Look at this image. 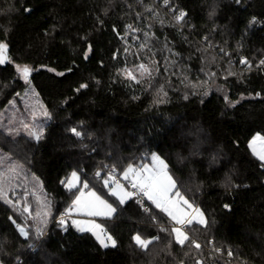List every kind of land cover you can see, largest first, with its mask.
I'll return each instance as SVG.
<instances>
[{
    "label": "trees",
    "instance_id": "obj_1",
    "mask_svg": "<svg viewBox=\"0 0 264 264\" xmlns=\"http://www.w3.org/2000/svg\"><path fill=\"white\" fill-rule=\"evenodd\" d=\"M0 42V112L26 86L23 64L50 114L39 139L0 128V148L22 165L16 194L0 195V264H264V163L249 147L264 136V0H0ZM140 61L151 75L128 78ZM152 154L205 215L183 245L168 215L120 204L104 185L109 169L122 175ZM73 171L77 188L87 182L115 207L94 218L115 247L59 223Z\"/></svg>",
    "mask_w": 264,
    "mask_h": 264
},
{
    "label": "snow or ice",
    "instance_id": "obj_2",
    "mask_svg": "<svg viewBox=\"0 0 264 264\" xmlns=\"http://www.w3.org/2000/svg\"><path fill=\"white\" fill-rule=\"evenodd\" d=\"M163 2L165 6L169 5V0H163ZM237 2H239V0H237ZM147 10L151 11V9ZM172 11L175 12V10ZM185 15L186 13L184 11H179L178 14H174L173 18L176 24H181ZM253 22H255V18L253 19ZM161 23H163V21H161ZM128 27L131 28V25ZM205 40H207V37H205ZM209 47H211V44H209ZM7 48L8 45L6 43L0 42V64L9 60ZM221 51H223V49H221ZM240 63L247 65L248 69H251L252 67V65L244 58L241 59ZM260 65H264V60L260 61ZM16 69L21 74L22 78L27 81L32 69L28 65H16ZM139 70L141 76L144 74L151 75L149 68L144 64L139 65ZM122 71L128 78L133 80L136 79L130 70L124 69ZM60 74L62 75V73ZM210 75L215 76L216 74L213 72ZM228 75H235V73L229 71ZM185 79H187V77H185ZM85 87H87L86 84L81 85V88ZM191 87L196 88L198 85L191 84ZM224 98L226 101L228 100L227 95H225ZM232 106H234V104ZM43 115L47 117L49 114L47 111H44ZM72 132L76 136H80L81 134L75 128L72 129ZM36 138L39 139V136L37 135ZM257 142H259L258 147ZM249 147L252 149L254 155H256L261 161H264V137L260 135L254 136L252 141H250ZM167 168L168 165L160 159L159 156L153 154L151 165H142L139 170L130 165L123 173L125 180L129 179L130 173L132 174L131 186L138 189L137 193L124 191L123 186L116 181H113V183H115V187L109 188V192L112 196H116L119 199L120 204L125 203V199L128 197L142 194L144 197H147V199L150 200L156 208L166 213L172 221H175L176 224L190 226L193 223V219L189 216L187 221H185V217L188 216V213L183 206H186L187 209H191L199 216V220L196 222L205 225L206 221L203 213L200 212L198 208H193V205L184 199V197L180 195L179 191H174L176 189V183L172 176L168 173ZM96 175L99 176L100 173L98 172ZM112 179L113 178L110 176L109 179L104 181L105 187L109 186V181ZM4 183V179L0 177V195L3 194ZM61 183L65 184L69 191H72L74 188L77 189V192L73 193L75 195V199L72 201V206L67 210L65 215H69L75 211L76 213L87 217L111 216V214L116 211L112 204L103 199L102 196L98 195L95 191L89 190L86 193L84 189H88L87 182L83 183L82 187L77 188L79 176L76 172H72L70 178L67 179V181H61ZM137 202L142 203L140 200ZM24 211H28V209L25 208ZM145 211H148V208H145ZM36 215L38 218L41 217V213L39 211H37ZM47 215L48 212L43 213V217H46ZM40 222L44 221L41 220ZM13 223H15V221H13ZM59 223L61 225L65 224L64 216L60 218ZM72 225L80 232H90L99 242L101 247L108 248L109 246H116V241L111 237V235L107 234L106 229L94 220L73 219ZM17 228L19 229L21 235L25 237L28 236V232H26L19 224H17ZM171 232L175 233V240L178 244L183 245L185 241L189 239L182 228L172 227ZM37 233L38 235H42L39 228H37ZM134 240L141 249H147L148 245L152 243L151 240L142 239L140 235L135 236ZM192 243L195 244L196 248L200 247V245L195 241H192ZM229 255H231V252H229Z\"/></svg>",
    "mask_w": 264,
    "mask_h": 264
},
{
    "label": "rangeland",
    "instance_id": "obj_3",
    "mask_svg": "<svg viewBox=\"0 0 264 264\" xmlns=\"http://www.w3.org/2000/svg\"><path fill=\"white\" fill-rule=\"evenodd\" d=\"M140 1L144 2V0H140ZM141 64L146 65L149 68L150 72H151L152 69H151V66L149 65V63H144L143 61H140L135 66L130 67V68H126V69L130 70L132 72V74L136 77L137 74H140L139 65H141ZM18 65L23 66V64H18ZM20 76H21V74H20ZM28 78H29V76H28ZM23 80L26 82L25 88L21 92H18L9 101V103L4 107V109L0 112V128L3 131H5L6 133H8L9 135L14 136V137L17 136L20 133H24V134H27V135H31L35 139H37L36 136L37 135L38 136L41 135L46 122L50 118V114H49V112H48L43 100L41 99L40 95L38 94V92L36 91L34 86L32 85L31 81L29 79H27V81L25 79H23ZM44 111H47V113L49 114L47 117H45L43 115ZM152 155H151V161L145 163L144 165H151V163H152ZM155 155H157V154H155ZM160 159H162V158L160 157ZM135 168L137 170H138V168L140 169V167H135ZM21 170H22V165L17 161V159L14 156L10 155V153H8V152H6V151H4L3 149L0 148V177H2L4 179V181H5L4 188H3V194H2V195L5 196L4 198L11 199L10 196L16 194V192H13L14 190H12L10 192V195L7 196L9 194V191H10V188L8 187L9 183H10L9 180L10 181L12 179L16 180L17 179V175L21 172ZM167 171L172 176V174L169 172L168 168H167ZM73 172H76L78 174V176H79V183H78V185H79L80 184V174H79L78 171H73ZM109 177L110 176H108L105 180L109 179ZM122 177H123V174H122ZM129 178L132 179V174L131 173L129 174ZM172 178H173V176H172ZM173 180H174V178H173ZM113 181H114L113 179L109 181L108 188L115 187V183H113ZM39 189H40V185L36 182L35 183V187L32 189V191L38 193ZM90 190L91 191H95L93 189H90ZM123 190L126 191V192H129L128 189L125 186H123ZM84 191L87 193L89 190H85L84 189ZM97 194L100 195L99 193H97ZM100 196H102V195H100ZM181 196H183V195H181ZM102 198L105 199L103 196H102ZM130 198L131 197L126 198L125 202L127 200H129ZM116 199L119 201V199L117 197H116ZM184 199H186V198L184 197ZM186 200L190 204L193 205V208H198L200 210V212H202V210L199 207L195 206L188 199H186ZM183 207H185V210L188 213V216H186L185 219L189 218V216H190V217H192L193 221L199 220V216L197 214H195L191 209H187L186 206H183ZM113 208H115V207L113 206ZM62 215H61V217H62ZM70 215H71V218L70 219H65L64 218L65 221L70 220L71 223H72L73 219H77V220H93V218H90V217H87V216H83L82 214L76 213L75 211H73ZM203 216H204V219L206 221L204 213H203ZM97 217H106V216H97ZM173 222H175V221H173ZM177 228H179V227H177ZM182 230L185 232V229L182 228Z\"/></svg>",
    "mask_w": 264,
    "mask_h": 264
},
{
    "label": "built area",
    "instance_id": "obj_4",
    "mask_svg": "<svg viewBox=\"0 0 264 264\" xmlns=\"http://www.w3.org/2000/svg\"><path fill=\"white\" fill-rule=\"evenodd\" d=\"M107 176H111L113 177V180L116 182H119L120 185L125 186L129 192L132 193H137L138 189L133 188L131 186V178H129L128 180H125L122 175L116 173L114 170L109 169L107 171ZM132 198H134L136 204L140 207V209L145 213H149L150 209H151V204L150 201L147 199V197H144L142 194L140 195H133L131 196ZM140 200L142 201V203H138L137 201ZM145 208H148V211H145ZM64 216L65 219H70V215H65V213L62 215ZM174 226L179 227V228H183L186 229V226H182L179 224H174Z\"/></svg>",
    "mask_w": 264,
    "mask_h": 264
},
{
    "label": "crops",
    "instance_id": "obj_5",
    "mask_svg": "<svg viewBox=\"0 0 264 264\" xmlns=\"http://www.w3.org/2000/svg\"><path fill=\"white\" fill-rule=\"evenodd\" d=\"M256 135H260V134H258V133H256L254 136H256ZM253 136V137H254ZM260 136H262V135H260ZM253 137L251 138V140L250 141H252V139H253ZM263 137V136H262ZM249 144H250V142H249ZM259 146V142H257V147ZM251 149V148H250ZM251 151H252V149H251ZM253 152V151H252ZM256 156V155H255ZM263 163H264V161H262ZM135 168V167H134ZM136 169V168H135ZM138 170H139V168H138ZM150 201V200H149ZM150 203L154 206V207H156L151 201H150ZM158 209V208H157ZM159 210V209H158ZM70 215V214H69ZM70 218H71V215H70ZM90 218H93V220H95L94 218L95 217H90ZM188 218H186L185 219V221L187 220ZM95 222L96 223H98V224H100L99 222H97L96 220H95ZM175 223V222H174ZM102 225V224H101ZM103 226V225H102ZM104 227V226H103ZM76 228V227H75ZM107 234H109L108 232H107ZM110 235V234H109ZM112 237V236H111ZM113 238V237H112ZM114 239V238H113Z\"/></svg>",
    "mask_w": 264,
    "mask_h": 264
}]
</instances>
